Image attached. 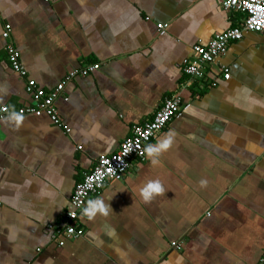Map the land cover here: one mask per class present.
Masks as SVG:
<instances>
[{
	"label": "crops",
	"instance_id": "obj_1",
	"mask_svg": "<svg viewBox=\"0 0 264 264\" xmlns=\"http://www.w3.org/2000/svg\"><path fill=\"white\" fill-rule=\"evenodd\" d=\"M240 18L217 0H0V107L34 105L28 80L49 94L99 65L63 87L58 125L44 113L0 120V264H264V31L230 43L201 79L182 73L194 46ZM168 97L179 112L151 144L171 131L170 147L90 197L107 214H80L83 235L59 247L46 227L63 221L75 185ZM155 179L164 193L145 203Z\"/></svg>",
	"mask_w": 264,
	"mask_h": 264
},
{
	"label": "built area",
	"instance_id": "obj_2",
	"mask_svg": "<svg viewBox=\"0 0 264 264\" xmlns=\"http://www.w3.org/2000/svg\"><path fill=\"white\" fill-rule=\"evenodd\" d=\"M220 7L227 12L240 14L239 25L232 27L222 33L214 35L207 43L197 44L193 47L191 57L184 61L182 73L194 80L201 79L206 65L223 56L232 42L239 41L248 32L260 33L264 31V0H217ZM159 32L168 29L167 24L156 26ZM2 38H8V29L2 33ZM6 56L14 72L21 78H26L27 73L19 61V54L12 45L6 46ZM99 69V65H91L70 72L64 80L57 85L55 90L49 94L36 88L32 80L26 82V93L30 95L34 105L17 111L21 116H40L43 113L56 125L59 119L55 112L54 101L62 92L63 87L75 76H87ZM222 79H229V70L221 68ZM181 100L178 97H168L162 106L155 112L153 118L146 123L133 125L129 129L127 137L122 141L116 153L109 156L99 157L93 169L83 175L82 179L75 185L69 199L68 207L64 213L63 221L53 231L52 226L46 230L52 231L57 245L62 247L64 240L81 237L83 228L76 227L82 210L86 207L90 197L98 194L110 181L118 180L133 168V163L143 162L147 156L144 148L151 144L156 136L167 126L180 109ZM10 111L6 107H0V120ZM171 246L180 250V244L172 243Z\"/></svg>",
	"mask_w": 264,
	"mask_h": 264
},
{
	"label": "clouds",
	"instance_id": "obj_3",
	"mask_svg": "<svg viewBox=\"0 0 264 264\" xmlns=\"http://www.w3.org/2000/svg\"><path fill=\"white\" fill-rule=\"evenodd\" d=\"M6 119H8L9 121H15V123L18 125L23 118L19 113L12 111L9 113ZM173 135L174 133L170 131L164 134L163 139L159 140L156 144H149L144 148V152L147 154V156L153 158L151 160L152 164L157 163L155 157L159 156L162 151H165L170 147ZM205 184V180L200 181L201 186H204ZM163 193L164 188L158 179L149 180L139 190V196L145 203L150 202L154 197L159 196ZM109 208V205H104L103 202L99 199L89 200L87 201L86 207L82 210V215L88 218H92L98 212L106 215Z\"/></svg>",
	"mask_w": 264,
	"mask_h": 264
}]
</instances>
